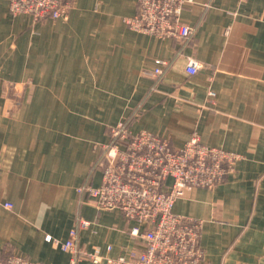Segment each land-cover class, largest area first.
<instances>
[{
  "label": "crops",
  "instance_id": "obj_1",
  "mask_svg": "<svg viewBox=\"0 0 264 264\" xmlns=\"http://www.w3.org/2000/svg\"><path fill=\"white\" fill-rule=\"evenodd\" d=\"M136 10L74 0L66 19L33 21L0 0V252L68 264L59 244L79 218L91 221L77 237L89 251L139 247L134 222L76 191L100 183L109 129L126 122L175 148L196 132L241 155L224 184L193 188L173 211L202 220L205 264H264V0L185 3L182 42L129 29Z\"/></svg>",
  "mask_w": 264,
  "mask_h": 264
},
{
  "label": "built area",
  "instance_id": "obj_2",
  "mask_svg": "<svg viewBox=\"0 0 264 264\" xmlns=\"http://www.w3.org/2000/svg\"><path fill=\"white\" fill-rule=\"evenodd\" d=\"M192 1L136 0L135 14L123 21L133 31L182 42L193 33L181 20L185 3ZM73 4L74 0H8V12L11 16L28 14L33 21L66 19ZM165 64L156 60L152 73L160 74ZM197 69V61L189 57L186 72L194 74ZM109 134L100 183H83L76 191L92 200L96 210L117 211L126 222H134L126 232L139 247L117 256L89 251L79 245L77 237L78 230L90 227L91 221L79 218L59 244L68 253V264L83 259L91 264H205L199 244L202 220L175 213L174 202L193 188L211 190L225 183L241 155L202 143L196 132L179 148L150 131L132 132L126 122L111 127ZM0 264L38 263L7 251L0 252Z\"/></svg>",
  "mask_w": 264,
  "mask_h": 264
},
{
  "label": "rangeland",
  "instance_id": "obj_3",
  "mask_svg": "<svg viewBox=\"0 0 264 264\" xmlns=\"http://www.w3.org/2000/svg\"><path fill=\"white\" fill-rule=\"evenodd\" d=\"M236 165V164H235ZM234 169H235V166H234ZM224 184V183H223ZM207 189V188H206ZM189 192V191H188ZM183 197V196H182ZM198 219V218H197ZM201 220V219H200ZM201 232V231H200Z\"/></svg>",
  "mask_w": 264,
  "mask_h": 264
},
{
  "label": "trees",
  "instance_id": "obj_4",
  "mask_svg": "<svg viewBox=\"0 0 264 264\" xmlns=\"http://www.w3.org/2000/svg\"><path fill=\"white\" fill-rule=\"evenodd\" d=\"M127 124V123H126Z\"/></svg>",
  "mask_w": 264,
  "mask_h": 264
}]
</instances>
